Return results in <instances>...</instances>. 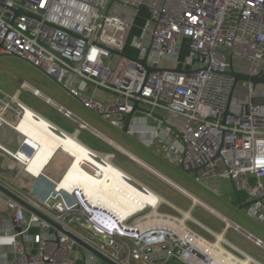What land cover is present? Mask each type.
Returning a JSON list of instances; mask_svg holds the SVG:
<instances>
[{"label":"built area","instance_id":"built-area-1","mask_svg":"<svg viewBox=\"0 0 264 264\" xmlns=\"http://www.w3.org/2000/svg\"><path fill=\"white\" fill-rule=\"evenodd\" d=\"M0 54L28 61L106 119L132 112L130 135L155 143L156 153L192 172L197 183L230 181L235 194H243L240 204L248 203L242 208L246 217L264 227V85H234L228 74L232 63L237 72L264 75V0H0ZM97 90L107 99L96 98ZM8 110L20 115L15 96L0 98V130L11 126ZM32 152L0 144L6 171L17 172L14 179L0 173V185L116 264H263L226 235L232 230L264 251L260 237L200 200L194 203L185 190L186 209L158 194L177 229L156 223L161 216L150 217L147 209L123 217L90 201L77 186L61 189L44 171H27ZM95 153L113 163L114 154ZM25 179L49 183L45 201L28 196ZM0 200L9 211L0 218V240L9 241L12 264H76L77 244L69 236L26 215L1 191ZM196 204L220 227L196 219ZM82 261L98 264L99 258L85 250Z\"/></svg>","mask_w":264,"mask_h":264},{"label":"crops","instance_id":"crops-1","mask_svg":"<svg viewBox=\"0 0 264 264\" xmlns=\"http://www.w3.org/2000/svg\"><path fill=\"white\" fill-rule=\"evenodd\" d=\"M9 58H16L17 61H19L24 66V68L20 67L13 70L9 69V67H7V63L9 61L6 60ZM2 60H4V64L6 66L3 67L2 64L0 65V74L8 73L9 76H11V78L13 79H5L4 81H0V94L3 95V100H10L12 96H15L18 102L26 105L34 112L32 113L26 110L25 113H22L19 119L15 121L18 117L16 118L14 112L11 110L7 111L6 117L12 122L15 121L13 124H16L15 126L17 127L19 132L25 135L29 144H38L40 152L37 158V162L39 164H42L46 160V158L53 152V149L58 146L62 151L69 153L70 155L71 152L69 149L71 148L74 149L77 153L88 157L97 164L96 169L100 171V165L93 157L87 155L80 147H78L74 143L73 140L58 135L57 131V133H55L50 128V124H52V126L55 127L58 131L61 130L62 132L75 135V137L78 139H76L77 141L94 152L114 154L112 161L115 165H117L115 163V159L127 160L131 162L136 168L145 171L149 175L161 181L164 185L177 191L184 198L188 199L182 194L180 190L189 192L193 197H196L206 206L216 210L214 206L207 202H204L199 198L198 195L193 194L180 183L169 177L163 171L159 170L154 162L156 161V159L162 161L165 160L158 153H156V144H148V141L146 140L147 138L139 140L135 136L130 135L127 132L129 127H127V130L124 131V118L112 120L106 119L86 109V112H83L82 110L78 111L76 108H73L74 104L72 103L73 100L71 101L72 97L67 93V91L53 79H51L44 71L34 67L28 61L15 55L0 54V62ZM238 65H243V63H238ZM35 90L38 91V94L34 93ZM95 97L101 100L107 99L105 92L101 90H97L95 92ZM47 98H49V101L46 100ZM12 105L14 106V103ZM59 106H62L64 109L69 110L71 116H65L63 112L59 111ZM82 122L86 123L85 127L82 126ZM143 123V120H138L135 125L138 128H142ZM147 123L151 125L152 122L150 120H147ZM0 144L5 146L10 151H14L17 150L22 144V137L14 130V128H12V126H5L2 130H0ZM120 149L130 154L136 160L141 161L144 165L139 164L130 156L123 154ZM74 159V156H72L73 163ZM117 166L130 177H132L148 189L156 192L154 188L140 179L136 174L128 171L120 165ZM88 179H92L91 182H95L98 186L95 185L94 187H88L84 185V183L82 184V182L85 181L83 178L77 180L81 181V183L76 184L75 182L77 181L74 180L75 182H69L68 186L70 187V185L74 183L73 185H76L84 191L90 201L102 204L108 208L120 207L122 206L121 204L125 205L126 203H128L127 201H134L136 203L138 202L137 204H135L137 207H142V205L149 204L151 202V197H149L148 194H145V196L138 194L139 192L134 188V185L127 181H124L121 176H119V174H117V176L114 175L111 171L108 173L102 170L100 177L91 176V178ZM198 184L209 193H207V197L212 202H215L216 198L227 201L228 195L231 194L233 200L232 203L242 211L243 207H241V205L243 203L240 204V201H242L243 198L240 199L238 194H235L232 183L230 181L216 178H207ZM68 186L66 187V189L68 188ZM132 188L133 191L137 192L139 198L135 197L133 200H131L132 197L129 198V194L127 193V191H132ZM26 193L33 200L38 201L37 198L31 195L28 191H26ZM140 193L143 194L141 191ZM156 193L158 194V192ZM159 195L163 197L161 194ZM197 205L198 204H196V206ZM204 210L207 211L206 209ZM29 214L30 212L27 211L26 215ZM7 215H9V211L3 209V203L0 200V218ZM257 225L261 228H264L259 224ZM240 236L245 238L242 235ZM256 236L260 237L259 235ZM250 243L252 244V242ZM75 254L76 264H83L82 256L85 254V250L77 245L75 246ZM12 261L13 253L11 251L9 241L6 239L0 240V264H12ZM98 264L107 263L99 259Z\"/></svg>","mask_w":264,"mask_h":264},{"label":"rangeland","instance_id":"rangeland-1","mask_svg":"<svg viewBox=\"0 0 264 264\" xmlns=\"http://www.w3.org/2000/svg\"><path fill=\"white\" fill-rule=\"evenodd\" d=\"M140 24H141V22H140ZM129 52L131 54H135V51L133 49L129 50ZM6 60L9 61L7 63V67H9V69L13 70V69H18L20 67L24 68V66L19 61H17L16 58H9ZM1 62H0V65L2 64L3 67L6 66L4 64V60H2ZM22 70H24V69H22ZM5 79H12V78H11V76H9L8 73L7 74H4V73L0 74V81H2V80L4 81ZM72 100H73L72 103L74 104L73 108H76L78 111L82 110L83 112H86L85 108L81 107L82 105L76 99H74L72 97L71 101ZM11 106L13 108H15L12 104H11ZM8 111H11V110H8ZM14 115L16 116L15 113H14ZM86 139H88V138H86ZM115 163L117 165H120L121 167L127 169L128 171L136 174L140 179H142L143 181L148 183L152 188H154V190L156 192H158V194H161L167 200L171 201L172 203L176 204L177 206H179L183 209L188 208V206L190 204L189 199L184 198L180 193H178L177 191H175V190L169 188L168 186L164 185L161 181H159L158 179L149 175L145 171L136 168L131 162L124 160V159H115ZM154 164L156 165V167L159 168V170L163 171L169 177H171L172 179H174L175 181L180 183L182 186H184L190 192L198 195L199 198L202 199L204 202H207V203L211 204L212 206H214L218 212H220L221 214L230 218L231 220L239 223L242 227L251 231L252 233L259 235L262 238V240L264 241V228L259 227L256 222H254L253 220L246 217L244 212L239 210L238 207H236L232 203L233 200H232L231 194L228 195L227 201H223V200H220L218 198L215 199L213 197L215 199V202H212L207 197L208 192L202 186H200L198 183H196L194 181L192 172L184 171L183 169H181L177 166H174L171 163H168V162L162 161V160H158V159H156ZM89 165H92V164L89 163ZM100 168H101V166H100ZM63 169H64V167H63ZM105 169L108 170L107 168H105ZM6 172H7L6 173L7 179H14L17 176V172L15 170L14 171H6ZM113 174L116 176H117V174H119V176H121V173H113ZM25 180H26L25 182H27V183H25L27 186V188H26L27 191L31 195L35 196L39 202L45 201L46 197L48 196L47 195L48 191L50 189L49 183H47V181H44V180H42V181L36 180L34 182L33 181L28 182L27 179H25ZM76 184H77V182H76ZM134 188L139 192L138 194L145 196L146 193H143L144 194L143 195L136 188V186ZM132 190H133V188H132ZM148 195H149V197H151L150 200L152 201V199L154 197L152 196V194H150V192L148 193ZM131 197H132L131 200H133L134 196L129 195V198H131ZM127 202L128 203H126V204H129V205H128V208L126 209V211H124V212L127 213L129 211H134V210H132L134 208H130L131 206H133L132 202H130V201H127ZM126 204H125V206H126ZM121 205H123V204H121ZM144 205H142V206H144ZM121 208H122V206L120 207V211H122ZM140 208H142V207H140ZM140 208H138V209H140ZM163 209L167 210L166 207H163ZM192 214L196 219L200 220L201 222H203L204 224H206L212 228H219L220 227L219 222L212 215H210L207 211H205L203 208H201L199 205L195 206ZM226 237L234 245H236L237 247H239L240 249H242L243 251H245L246 253H248L249 255H251L252 257H254L255 259H257L258 261H260L264 264V252L261 249H258L255 246H253L250 243V241L241 237L240 235H238L237 233H235L232 230L228 231Z\"/></svg>","mask_w":264,"mask_h":264},{"label":"bare ground","instance_id":"bare-ground-1","mask_svg":"<svg viewBox=\"0 0 264 264\" xmlns=\"http://www.w3.org/2000/svg\"><path fill=\"white\" fill-rule=\"evenodd\" d=\"M21 106H22V110L20 112V115L22 113H25L26 110L34 113L32 111V109H30L26 105L21 104ZM20 115L18 116V118L15 121H17L19 119ZM15 121L12 122L10 120H7V123L10 124L12 126V128H14V130L22 137V142L25 140L27 146H29L33 151L32 154L29 156L28 160L26 161L27 171L31 172L32 174L38 175V174H40V172L44 171L47 175H49L51 178H53L55 180L56 185L61 189H66V187L69 185V182H75L74 180H80L81 178H83L85 180L82 182V184L84 183V185H86L88 187H94L97 184L95 182H91L92 179H88V178H91V176L100 177L102 170L105 172H108V173H109V171H111L112 173H121V178L124 181H127L124 178L125 172L121 168H119L117 165L113 164L109 159H104V163L101 162L99 159H96L95 158L96 153L94 151H92L91 149L87 148L86 146H84L83 144H81L79 141H77L78 139L75 137V135L65 133V132H64V135H60L59 133L54 131L52 124H50V128L55 133H57L58 135H60L64 138L73 140L74 143L78 147H80L87 155L93 157L99 163L101 168L99 171L98 169H96L97 164L94 161H92L91 159H89L88 157H86L84 155H81L80 153H77L74 149L70 148L69 150L71 152V155L74 156V158H75L74 163H73L72 156L69 153L62 151L61 148L58 146L53 149V152L47 158L45 157L46 160L42 164H39L37 162V158H38L39 152H40V148H39L38 144H36V143L29 144V142H27V138L25 137V135L21 134L19 132V130L15 126L16 124H13ZM121 151L123 152V154L130 156L131 158L135 159L134 157H132L130 154H128L124 150H121ZM18 156L20 158H26V155L23 154L22 152H19ZM136 162H138L141 165H144L141 161L136 160ZM72 163H73V165H72ZM89 163H91L92 165H89ZM63 167H64V169H63ZM104 167L107 168L108 170H106ZM95 172L97 174H95ZM61 182H62V184H61ZM77 183H81V181H77ZM73 184L70 185V187L68 186L67 189H70L71 187L76 186ZM139 191H141V190H139ZM141 192L145 193L143 191H141ZM149 192L154 197L149 204H145L144 206H142V208H140V207H137L135 205L137 203L133 201L132 202L133 206H131L130 208H134V209H132L134 211H129L127 213L124 211H126L129 204H126V206L122 205V208H121L122 211H120L121 206L120 207H114V208H108L102 204H99V203H96V204L104 206V207L108 208L109 210H112L113 212H115V213H117L123 217L128 216L130 214H133L139 210L147 209V212H145V213H147L150 217H151V214L161 216L160 218L158 217L156 219V221H155L156 223L163 224V225H166V224L167 225L168 224L173 225L172 228L177 229V226L172 224V223H169V218L166 217V215L170 216V213H169V211L163 209V207H165L163 204V202H164L163 198H161L157 193L153 192L151 189H149V191L146 194H148ZM127 193L131 196L139 198L137 192H135L133 190L127 191ZM190 196H191L190 198L194 201V203L199 202V200L196 197H193L192 195H190ZM134 197H133V199H134ZM140 203H141V201H140ZM138 208H140V209H138ZM185 214H187V213H185ZM164 216L167 218L166 220H165V218H163Z\"/></svg>","mask_w":264,"mask_h":264},{"label":"water","instance_id":"water-1","mask_svg":"<svg viewBox=\"0 0 264 264\" xmlns=\"http://www.w3.org/2000/svg\"><path fill=\"white\" fill-rule=\"evenodd\" d=\"M20 12V11H19ZM22 13V12H21ZM114 53L116 54H120L119 52L115 51ZM143 64H145V59L141 61ZM149 70H151L149 68ZM228 74L233 78V84L235 85L237 82L239 81H249L251 82L253 85H264V75L261 76H250L247 75L245 73H241V72H237L234 70L232 63L229 64V71ZM0 98H3V95L0 94ZM131 113H128L125 115L124 120H123V130L126 131L127 127L129 125V121L131 118ZM78 119V118H75ZM84 123V122H82ZM85 124V123H84ZM86 125V124H85ZM31 149L29 146H27L25 140L22 142L21 144V149L25 150V149ZM0 191L2 193H4L5 195H7L8 197L12 198L13 200H15L16 202H18L20 205H22L27 211L35 214L36 216H38L39 218L45 220L46 222H48L50 225H52L53 227H55L56 229H58L59 231H61L62 233L66 234L67 236H69L78 246L82 247L83 249L91 252L92 254H94L96 257H98L100 260L106 262L107 264H116L113 261L109 260L108 258H106L105 256H103L102 254H100L99 252L95 251L93 248H91L90 246H88L85 242H83L81 239H79L78 237L74 236L72 233H70L67 230H64L62 227H60L59 225H57L55 222H53L50 218H48L47 216H45L43 213H41L39 210H37L36 208H34L31 204H29L28 202H26L25 200L21 199L20 197L16 196L15 194H13L12 192H10L9 190H7L6 188H4L3 186L0 185ZM248 203H244L241 205V207L246 206Z\"/></svg>","mask_w":264,"mask_h":264},{"label":"trees","instance_id":"trees-1","mask_svg":"<svg viewBox=\"0 0 264 264\" xmlns=\"http://www.w3.org/2000/svg\"><path fill=\"white\" fill-rule=\"evenodd\" d=\"M140 23V20L138 19V21ZM0 173L3 175V176H6V168H5V165H4V162L0 159ZM238 196L240 199L243 198V194L241 193H238Z\"/></svg>","mask_w":264,"mask_h":264}]
</instances>
